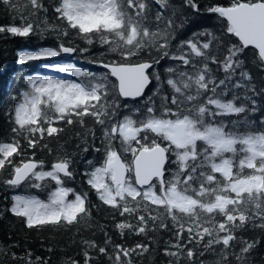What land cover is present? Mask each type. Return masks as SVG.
<instances>
[{"label":"snow or ice","instance_id":"obj_1","mask_svg":"<svg viewBox=\"0 0 264 264\" xmlns=\"http://www.w3.org/2000/svg\"><path fill=\"white\" fill-rule=\"evenodd\" d=\"M2 2L18 10L12 0ZM152 3L159 8L155 14L149 0H57L53 11L65 25L62 35L67 37L69 30H75L89 45L97 42L96 37L106 49L100 55L113 59L93 61L107 70L99 75L74 64L54 63L43 67L78 79L41 74L24 77L25 89L13 98L15 103L6 113L14 135L11 142H0V170L11 167L9 178L2 183L12 190L23 185L49 190L46 200L31 193L13 194L10 207L0 215L10 212L29 229L74 225L91 229L95 224L105 236V246L81 239L84 264L93 259L91 250L107 256L110 264H132L133 253L143 257L156 243L149 231L169 230L164 222L168 217L175 228L171 233L174 240L165 241L168 247L163 254L174 257L176 264L185 255L196 264L190 247L193 242L203 244L201 258L223 245L220 256L224 264H230L229 256L236 264H252L251 253L260 241H247L236 232L248 226L264 231V117L259 121L261 128L249 119L264 111V87L258 90L245 55L251 49V63L264 72V0H229L207 6L205 11L215 14L222 27L216 32L204 29L186 40L180 35L189 23L187 15L171 7L169 0ZM182 7L200 10L198 0H183ZM24 8L30 11L25 14L19 9L21 24L0 26V33L26 39L59 30V25L48 20L42 0H27ZM41 12L43 18L38 15ZM76 51L63 43L56 49H22L17 62ZM133 60L137 62L131 63ZM164 60L172 61L173 66L164 69L162 78L157 67ZM153 81L156 87L146 96ZM164 86L170 91L165 92ZM122 98L139 99L141 106L128 108L121 105ZM121 107L128 110L126 114L121 115ZM86 117L92 119L91 125ZM58 122L64 126L57 127ZM97 127L101 148L95 147ZM70 130L84 145L83 152L91 148L103 153L99 164L88 161L84 175L90 190L121 217L135 216V223L116 221L112 216L121 240L126 234L144 235L147 244L129 248L114 243L106 226L94 221L91 209L96 206L90 204L89 193L66 186L74 172L60 139L61 133L67 136ZM45 135L56 138V149L44 142ZM37 148L49 155L56 153L49 169L43 160L35 159ZM29 151L31 156L24 159ZM14 156L20 158L16 163ZM185 232L188 240L182 243ZM231 242L241 245L239 251ZM12 256L34 264L30 251L26 258ZM35 264L48 262L36 257ZM66 264L79 261L69 258ZM199 264L206 261L201 259Z\"/></svg>","mask_w":264,"mask_h":264},{"label":"trees","instance_id":"obj_2","mask_svg":"<svg viewBox=\"0 0 264 264\" xmlns=\"http://www.w3.org/2000/svg\"><path fill=\"white\" fill-rule=\"evenodd\" d=\"M44 6L48 9L47 17L50 23L59 25L58 31H48L41 38L39 36H30L29 38H18L12 37L8 33H0V142H11L12 136L14 135L11 131L12 124L7 116V111L14 105V97L19 96L20 92L25 89V79L24 77L29 74H41V75H52L58 78L66 80L78 79L71 73H60L52 70L51 68H45V64H54L59 62H64L68 64H74L75 66L81 68L82 70L93 72L97 75L106 72L107 70L100 66L99 63H94L93 61L103 60L104 62H110L113 57L110 55L101 56V52H106L105 48H102L98 38L96 43L89 45L87 40L82 38L77 34L75 30H69L67 37L62 35V31L65 27L61 21L55 18L53 8L55 7L57 0H42ZM153 14L159 10L158 6L149 0ZM229 0H198L200 10L199 12H193L191 9L183 8V0H169V5L176 8L178 11H183L188 17L189 23L182 31L180 39H188L193 33L202 31L204 29H210L214 32L218 31L222 27V21L215 15H209L205 9L209 5L214 4H227ZM12 3L16 5V11L12 7L5 5L2 0H0V26H11L13 24L20 25L21 20L19 19V9H23L25 14L30 11V8H24L27 4V0H12ZM166 15L169 14L168 11L165 12ZM41 18L45 15L43 12L38 14ZM15 17V19H14ZM180 17L177 16V22H179ZM229 40L232 43L236 42L234 37H230ZM63 43L68 47L77 48L76 52L71 55H65L62 53L57 57H52L49 59H42L38 61H30L25 64H19L17 62V54L22 49L36 50L38 48H53L56 49L59 45ZM79 49H88L87 52H81ZM251 49L246 50V67L253 77V81L256 83L257 88L264 87V72L258 70L256 66L251 63L252 57L250 55ZM148 59V57H144ZM222 59V57H221ZM130 62H137L135 60ZM168 66H173V62L170 60H164L157 67L160 71L162 78L165 77L164 69ZM214 67V66H213ZM218 76L222 78V73H217ZM156 83L149 86L146 91V96H150L152 91L155 89ZM164 91L169 92L170 90L167 86H164ZM121 105H128V108H136L141 106V101L121 99ZM261 106L264 107V100H261ZM127 109L121 107V115L127 113ZM264 117V111L251 114L249 119L256 122L257 128L262 126L259 124L260 119ZM86 122L91 125L92 119L86 117ZM57 127H63V122H58ZM79 130L78 128L76 129ZM100 130L97 127V140L95 141V147L101 148V142L99 139ZM69 137H72L69 139ZM44 142L49 143V145L56 149L58 147L56 138L50 139L47 135L44 137ZM60 143L64 144L67 154L72 159V170L74 172V178L68 180L66 183L67 187L76 189L78 192H88L89 200L91 205H95L91 209L92 217L98 224H103L106 226L108 234L112 237L114 243H123L125 247H134L138 243H148V239L144 235L136 234H126L124 239L121 240L117 231L114 228V221L111 219L113 215L116 217V221L125 220L135 223V216L125 215L121 217L118 211H115L110 206H104L101 201L98 200L95 192L90 190L86 183V176L84 173L89 169L88 161H92L93 164H99L103 159L102 152H96L89 148L88 152H83L82 149L84 145L76 140L74 137V132L70 130L68 135L65 136L61 133ZM80 144V148H77V144ZM91 143V141H90ZM24 148H27L25 141L21 140ZM56 153L53 152L49 155L47 151H40L36 149L35 158L38 160H43L45 164V169H49L51 164L54 162V157ZM61 156L64 152L60 153ZM31 156V151L24 159H28ZM130 158V157H129ZM19 157H13V162H18ZM11 171L10 166H6L5 169L0 170V211L10 207L11 196L13 194H35L39 196L40 199H47V192L49 189L40 191L37 189H29L26 185L21 186L18 189L12 190L8 189L2 181L9 178V173ZM51 187H54L53 182H49ZM69 198H73L71 195ZM147 219V217H146ZM219 219V217H218ZM164 222L168 224V231L161 230L159 232L153 233L148 232V236L155 237L156 243L150 245L149 252L145 253L143 257L137 256L135 253L132 255V264H176V259L171 256H165L163 254V249L168 247L165 241L174 238L171 233L175 231L173 227V222L171 218H165ZM151 226V222H149ZM77 228H80L79 233H77ZM237 237H243L247 241H254L259 239V244L251 253L252 264H264V231L259 228L252 229L251 226L247 227L245 231H237ZM81 239L84 240H94L97 245L105 246L104 240L105 236L98 227L94 224L91 229H86L81 225H74L71 228H55L54 226H44L41 228H31L25 226L24 220L18 218L11 214L10 212L3 211L0 215V264H26L25 259H14L12 253H15L17 257H27V253L30 251L32 253V260L35 264L36 257H40L41 260H47L48 264H66L69 258L79 261V264H84V257L82 255L83 246L81 244ZM188 240L187 232L184 233L182 243ZM207 237L205 238V242ZM236 251H239L241 245L231 242ZM190 247H192L195 252L193 260L196 264H199L201 259L206 261V264H216V261L220 260L221 264H224L220 256V248L223 245L216 247V252L213 254L211 251L206 253V255L201 258L199 253L204 251L203 244H196L193 242ZM48 249H52L51 252ZM109 252H111V245L108 246ZM171 251H176V249H170ZM229 252L232 248L228 249ZM90 255L93 259L89 264H110L107 256L99 254L97 250H91ZM230 264H236V261L229 256ZM179 264H192L188 258L182 256Z\"/></svg>","mask_w":264,"mask_h":264},{"label":"water","instance_id":"obj_3","mask_svg":"<svg viewBox=\"0 0 264 264\" xmlns=\"http://www.w3.org/2000/svg\"><path fill=\"white\" fill-rule=\"evenodd\" d=\"M65 55H71L72 53H64ZM105 63H108V62H105ZM131 63H136V62H131ZM147 91V89H146ZM128 100H132V99H128ZM36 159V158H35ZM38 160V159H37Z\"/></svg>","mask_w":264,"mask_h":264},{"label":"rangeland","instance_id":"obj_4","mask_svg":"<svg viewBox=\"0 0 264 264\" xmlns=\"http://www.w3.org/2000/svg\"><path fill=\"white\" fill-rule=\"evenodd\" d=\"M59 63L64 64V62H59Z\"/></svg>","mask_w":264,"mask_h":264}]
</instances>
